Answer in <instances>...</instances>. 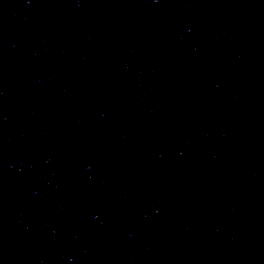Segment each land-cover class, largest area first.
<instances>
[{"label":"water","instance_id":"obj_1","mask_svg":"<svg viewBox=\"0 0 264 264\" xmlns=\"http://www.w3.org/2000/svg\"><path fill=\"white\" fill-rule=\"evenodd\" d=\"M0 264H264V0H0Z\"/></svg>","mask_w":264,"mask_h":264}]
</instances>
